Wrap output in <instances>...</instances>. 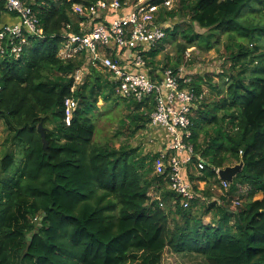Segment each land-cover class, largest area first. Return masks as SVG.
<instances>
[{"label":"trees","instance_id":"16d2710c","mask_svg":"<svg viewBox=\"0 0 264 264\" xmlns=\"http://www.w3.org/2000/svg\"><path fill=\"white\" fill-rule=\"evenodd\" d=\"M98 1L27 0L45 39L27 33L18 57L8 39L2 44L0 121L7 137L0 158V264H163L167 248L202 257L206 264H264V68L258 67L264 54L253 55L260 49L255 39L264 45V0H178L161 16L176 23L174 30L145 53L147 73L157 80L158 70L180 68L187 49L210 51L220 34L229 38L231 71L221 75L223 85L207 79L215 97L203 96V77L192 85L203 96L191 118L193 163L203 159L205 168L190 164L183 173L196 194L189 208L181 205L167 174H155V162L168 145L164 133L154 132L163 143L159 150L145 153L131 144L151 129L153 98H122L109 72L93 66L86 54L59 57L63 29L69 25L79 33L87 19L86 13L73 12V4L92 7ZM19 22L0 0V31ZM178 37L186 43L178 44L177 61L160 67L157 57ZM83 67L84 79L72 91V75ZM67 98L78 102L70 125ZM120 100L127 114L116 136L126 134L127 140L117 147L96 140V128L102 111L111 112ZM240 162L243 171L216 199L213 184L221 182L215 169ZM239 186L247 190L240 199H246L232 209ZM152 189L160 198L151 199Z\"/></svg>","mask_w":264,"mask_h":264},{"label":"built area","instance_id":"2783aa9c","mask_svg":"<svg viewBox=\"0 0 264 264\" xmlns=\"http://www.w3.org/2000/svg\"><path fill=\"white\" fill-rule=\"evenodd\" d=\"M50 1L59 3L62 0ZM177 1L99 0L92 7L73 4V12L86 13L87 19L81 23L79 33L72 31L69 25L63 29L59 57L67 60L86 54L93 66L109 72L122 98L137 102L153 98L155 110L151 115L150 128L163 132L168 144L166 151L155 162V174H167L170 188L181 195V205L189 208L196 194L183 173L190 164L198 170L205 168L203 159L193 163L194 146L190 142L191 118L202 95L198 96L192 86L194 74L188 72L186 64L176 71L170 68L158 70L159 79L153 80L147 73L150 68L145 56L174 30L176 23L173 20L162 21L161 16L164 10L174 9ZM4 2L7 11L17 14L20 22L2 27L0 53L5 52L2 44L8 39L12 44V53L18 57L23 45L28 42L27 33L42 40L45 36L39 17L27 0ZM15 42L17 44L14 45ZM86 72L87 68L83 67L72 75L75 81L72 91L83 81ZM65 106V122L70 125L78 102L67 98ZM221 169H215V173L221 182L222 195H226L231 185L220 179ZM246 193L247 190L239 186L234 205H240V196Z\"/></svg>","mask_w":264,"mask_h":264},{"label":"rangeland","instance_id":"374dc122","mask_svg":"<svg viewBox=\"0 0 264 264\" xmlns=\"http://www.w3.org/2000/svg\"><path fill=\"white\" fill-rule=\"evenodd\" d=\"M31 1L35 2V0ZM257 18H260V16L258 15ZM186 20L188 21L187 18ZM262 22H264V18H262ZM196 30L200 33L206 32L205 29H201L199 27H196ZM219 39L220 42L217 43L216 47L210 51H205L198 47H191L187 49L184 53L183 64H186L188 72H192L193 74H195L193 78H204L205 81L202 84L203 96H207L210 99H213L215 95H212L213 90H211L212 88L210 87L209 81L207 79L211 78L212 83L214 85H223V82H225L226 77H221V75L223 74V72L224 74H228L231 71V66L233 64V62L229 59L230 51H228V46L230 43L228 36L226 34H220ZM255 40L257 41L258 46H260V49L258 51H255L253 55L264 54L263 40L261 38H257ZM180 43H186V41L182 37H178L177 41L165 44V49L157 57V61L160 67L165 68V65L167 63H174L177 61V49L178 44ZM183 64L180 67H182ZM256 66V63L251 65V67ZM258 67L264 68V61H262ZM187 70L185 69V71ZM120 104L121 105L119 107L113 108L112 111L109 113H106L108 112L107 109V111H102L101 115L98 117L97 120L96 140L104 143L113 142L112 144L116 145L117 147H120L121 143L127 140L126 134L116 136V132L120 126V119L127 114V109L126 105L124 104V101L120 100ZM99 105L100 107L105 106L104 101L100 100ZM196 110L197 108L194 110L193 115L195 114ZM154 132L155 130L148 129V131L138 133V135L131 140V144L133 146H142L143 151L145 153L149 151L159 150L161 144L163 143L161 141V138L158 135H155ZM6 137L7 132L5 130V126L3 122L0 121V158L4 153L3 144ZM19 159L20 156L17 158V163L15 164L13 169L18 165ZM216 184H213L214 191L212 193L216 199H220V197L223 196L222 191L220 190V187ZM199 188H201V184ZM149 195L152 200H154L155 198H160L158 197V191L153 189L151 190ZM257 198H261V195L257 196ZM245 199L246 198H242V201L244 202ZM231 208L236 209L232 200ZM206 221L209 222L210 217H207ZM163 264H206V261L204 260V258L196 255L176 254L170 248H167L163 255Z\"/></svg>","mask_w":264,"mask_h":264},{"label":"water","instance_id":"95a60500","mask_svg":"<svg viewBox=\"0 0 264 264\" xmlns=\"http://www.w3.org/2000/svg\"><path fill=\"white\" fill-rule=\"evenodd\" d=\"M38 130L42 137L44 149L47 150L49 143L47 140V135L43 122L39 124ZM243 168H244V162H240L239 164H236L234 166H228L226 168H223L219 171L220 179L229 183L230 185H233L235 183V178L243 171Z\"/></svg>","mask_w":264,"mask_h":264},{"label":"crops","instance_id":"0c3cea01","mask_svg":"<svg viewBox=\"0 0 264 264\" xmlns=\"http://www.w3.org/2000/svg\"><path fill=\"white\" fill-rule=\"evenodd\" d=\"M200 184H201V188H200V189H201V190L204 189L206 183H205V182H202V183H200ZM219 185H220V184H219ZM219 185H218V186H219ZM215 187H217V186H215Z\"/></svg>","mask_w":264,"mask_h":264}]
</instances>
